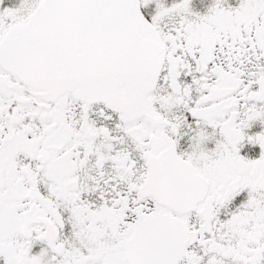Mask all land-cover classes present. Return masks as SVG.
I'll return each instance as SVG.
<instances>
[{"label":"snow or ice","instance_id":"obj_1","mask_svg":"<svg viewBox=\"0 0 264 264\" xmlns=\"http://www.w3.org/2000/svg\"><path fill=\"white\" fill-rule=\"evenodd\" d=\"M0 264H264V0H0Z\"/></svg>","mask_w":264,"mask_h":264}]
</instances>
